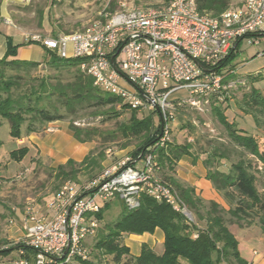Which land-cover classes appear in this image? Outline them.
<instances>
[{
    "label": "built area",
    "instance_id": "2783aa9c",
    "mask_svg": "<svg viewBox=\"0 0 264 264\" xmlns=\"http://www.w3.org/2000/svg\"><path fill=\"white\" fill-rule=\"evenodd\" d=\"M103 17L104 23L81 32L57 38L31 35L27 40L61 59H80L79 67L93 86L120 98L130 109L156 112L157 108L159 139L133 161L119 163L91 180L64 182L42 209L25 207L19 245L33 255L27 259L19 249V258L11 264L87 261L85 240L97 228L95 215L114 199L134 210L145 195L192 221L173 187L158 177L154 149L165 147L174 120L169 97L185 90L193 103L199 98L224 99L232 83H223L224 72L214 68L237 41L256 44L264 35V0H242L218 17L200 14L194 0H171L160 8L122 4L118 12Z\"/></svg>",
    "mask_w": 264,
    "mask_h": 264
},
{
    "label": "rangeland",
    "instance_id": "374dc122",
    "mask_svg": "<svg viewBox=\"0 0 264 264\" xmlns=\"http://www.w3.org/2000/svg\"><path fill=\"white\" fill-rule=\"evenodd\" d=\"M82 1L64 0L59 3L57 0H38V5H31L30 12L34 11L36 14L37 10L45 8L48 4L52 6L59 3L61 9H66L67 5H70L75 17H69V14H62L60 17L68 22L65 24V34H72L91 28L97 22L104 23L103 15H113L121 9L122 4L139 8L165 6L164 0H90V6L84 7L78 4ZM241 1L233 0V7L238 6ZM82 14L84 15L81 16ZM79 15L90 18L89 22L85 20L83 27L81 22H77L81 18ZM232 64L234 65L236 78L231 81L227 101L209 97L207 100L196 99L193 103V100L188 98L189 94L185 90H178L170 95L169 101H173L174 120L169 123L165 143L175 147L189 145L190 154L181 158L186 166L178 167L176 164L173 172L159 170V178L163 179L169 176L179 183L195 189L190 183L176 177V171H179L181 175H188L189 171L186 168L195 167L197 169L192 173L190 172L191 178L199 180L201 178L200 169L205 173L207 172L203 165L204 161L215 149L219 151L225 149L228 159L214 161L215 168L227 173L231 164L236 163L238 160L251 161L255 169L256 188L261 195H264V165L257 163L250 155L230 143L223 126L213 112L214 107H219L229 123H233L237 129L245 134L255 137L260 146L264 148V116L261 117V122L258 125L251 116L246 115L237 105L242 94L249 89V76L260 75L264 79V35L257 37L256 44H249L246 39L241 40ZM74 71V68L55 70L45 58L40 62L37 69L31 70L29 76L22 81L20 92L30 91L31 87H36L42 80L52 84L59 81L64 85L71 80ZM6 75H10V73L5 72V77ZM254 87L264 95V80L254 83ZM39 105L49 110H51V106L53 108L59 107L53 98L48 100L46 97L42 99ZM122 105L123 102L115 106L116 111L120 113L119 119L105 123L101 122L102 116H91L90 113L94 109L85 104L78 106L76 112L72 115H66L64 109H61L60 112L66 115L63 120L36 123L37 132L28 135L25 132L26 124H24L22 134L16 138L11 137L9 134V122L0 118V251L16 247L21 242L23 237L21 220L25 207L33 205L37 209H42L56 192L60 182L56 178L59 166L67 164L68 161L80 163L91 151H95V158H100L102 154L99 166L91 170V174L94 175L119 165V163L128 160L133 161L131 154L136 147V140L102 142L97 137L91 142L78 143L69 131L71 122L81 129H97L99 132L113 131L119 124L125 123L129 119L130 109H124ZM149 113L151 112L143 108L137 109L138 118H142ZM157 118L159 117H154L155 123ZM124 143H127V146L122 148L121 145ZM25 148L27 153L21 160H16L20 156L18 150L21 151ZM13 152L15 153L14 157L11 155ZM67 170L69 168H65L66 172ZM86 175L87 173L80 170L77 172L75 181H86L88 179ZM203 190L205 191L202 195L197 194L201 198L198 213L204 217L205 212L209 209V202L218 203L220 208L224 210L222 213L223 218L238 241V245L242 247L244 244L249 248V252L254 251L256 253L250 256L249 263L264 264V226L261 224L263 216L251 211L248 217H243L242 220L237 222L227 213L230 208L229 205L212 185L209 189ZM107 204L108 206L102 211L101 219L97 220L96 230L85 240V246L89 251L88 260L85 261L86 263L74 261L72 264H115L111 255L105 253L104 250L101 251L95 248L99 235L106 233L105 228L111 227L122 212V202L120 200L114 199ZM189 211L192 220L196 223V213ZM199 225L202 224L199 223ZM153 234H150L152 236H147V238L142 237L143 235L123 234L119 243L128 247L129 254L123 256L119 264H123L129 257H136L142 245H146L156 254H160L163 250L160 243L161 234L160 232H156V235ZM238 250H240L239 246ZM18 256L15 250L8 254H0V264H11L18 259ZM256 256V261L253 262Z\"/></svg>",
    "mask_w": 264,
    "mask_h": 264
},
{
    "label": "trees",
    "instance_id": "16d2710c",
    "mask_svg": "<svg viewBox=\"0 0 264 264\" xmlns=\"http://www.w3.org/2000/svg\"><path fill=\"white\" fill-rule=\"evenodd\" d=\"M170 1L164 0L165 6ZM194 1L200 14L211 17H218L225 10L233 7V0ZM239 44L240 40L236 42L235 48L230 50L229 54L214 68L218 73L224 72L223 83L231 82L236 78L232 60ZM15 53L16 47L12 46L8 40L6 53L0 59V118L9 122L11 137H19L24 124H26V135L35 133L37 132L36 123L63 120L67 114H74L77 107L84 104L94 109L90 113L91 116L103 117L101 122L119 119L120 113L116 111L115 106L121 104L122 100L96 89L91 78L81 71L80 59H61L53 53L47 54L46 61L55 70L75 69L71 80L64 85L59 81L52 84L42 80L36 87H31L30 91L20 92L22 81L29 76L31 70L37 69L40 63L20 61L15 58ZM5 72H9L10 75L5 77ZM262 80L264 79L260 75L249 76V89L242 94L240 102H237L239 109L251 116L258 125L261 122V117L264 116V95L254 87V83ZM44 97L48 100L53 98L59 107L51 106V110L41 107L39 104ZM227 98H229V93L227 97H224V101H227ZM122 107L130 109L124 103ZM61 109H64L66 115L60 112ZM213 112L223 126L230 143L250 155L257 163L264 165V148L260 146L258 140L237 129L233 123H229L219 107H214ZM156 116L158 117L156 112H151L138 118L137 110L130 109L128 121L119 124L113 131L99 132L97 129H81L74 126L72 122L69 125V131L78 143L91 142L97 137L102 142L136 140L137 144L131 155L132 159H137L140 155H144L148 148L154 147L159 139L160 121L157 118L158 122L156 120L155 123L154 117ZM121 146L125 148L127 143ZM189 149V145L175 147L169 144L154 149L159 170L173 172L177 162L190 154ZM18 151L20 156L16 160H21L27 150L25 148ZM94 152L91 151L80 163L68 161L67 164L59 166L56 178L60 182L57 189L66 181H75L77 172L80 170L87 173V180L97 177L99 174H91V170L99 166L102 154L100 158H95ZM11 155L14 157L15 153L13 152ZM220 159H228L225 149L222 151L215 149L203 165L207 171L205 179L229 205L227 213L238 222L243 217H248L251 211H255L263 216L261 224L264 226V195H261L256 188L255 169L251 161L240 159L231 164L229 171L225 173L216 169L213 163ZM65 168H69V170L66 172ZM163 180L173 187L187 210L196 213L197 222L202 225L193 220L189 221L182 214L174 212L168 204L142 195L137 209L127 210L122 203V212L119 218L111 227L105 228L106 233L99 235L95 244L97 250H104L105 253L112 256L115 264H119L122 257L129 254L128 247L119 243L123 234H153L158 230L163 235V250L160 254H156L146 245H142L139 255L129 257L123 264H250L240 256L238 241L227 227L222 215L224 210L218 203L210 201L209 209L203 217L198 213L201 198L192 187L183 185L169 176ZM107 206L108 204L95 215L97 220L101 219L102 211ZM19 249L23 251L24 257L27 259L33 255L28 247L21 245L1 250L0 254H8ZM79 262L86 263L85 261Z\"/></svg>",
    "mask_w": 264,
    "mask_h": 264
},
{
    "label": "crops",
    "instance_id": "0c3cea01",
    "mask_svg": "<svg viewBox=\"0 0 264 264\" xmlns=\"http://www.w3.org/2000/svg\"><path fill=\"white\" fill-rule=\"evenodd\" d=\"M59 3L64 0H57ZM38 0H0V59L4 57L7 50V41L10 40L12 46L16 47L15 58L20 61L25 62H37L40 63L43 61L47 54L52 53L47 49L43 48L39 44H31L27 37L31 35H38L45 38H57L59 36L68 35L65 34V19L61 18L62 14H69V17H75V13L71 10L70 5H67V8L61 9V5H46L45 8L37 10L35 14L34 11L30 12L31 5H38ZM90 0H83L78 3L81 6H90ZM99 14V13H98ZM82 14L81 16H83ZM79 15V17H81ZM89 22V17H81L77 22L83 23ZM8 21V22H7ZM83 27V26H82ZM71 50V48H69ZM54 54V53H53ZM55 55V54H54ZM43 57V58H42ZM178 167L186 166L185 162L179 161L177 163ZM199 168V167H198ZM189 171L188 175H181L179 171H176V177L182 179L195 187V193L203 194V189H209L211 184L205 179L206 173L200 169L199 180L191 178L190 172H194L197 168L188 167L186 168ZM155 231L153 235H156ZM161 240L160 243H163V235L160 232ZM152 236L150 234H143L142 237ZM239 246L240 256L249 262L250 256L253 252H249V248L243 244L242 247ZM127 247V246H126ZM18 255L19 251L15 250ZM140 252V251H139ZM139 255V254H138ZM136 255V256H138ZM19 258V256H18ZM254 257L253 262L256 261ZM8 264V263H3Z\"/></svg>",
    "mask_w": 264,
    "mask_h": 264
},
{
    "label": "water",
    "instance_id": "95a60500",
    "mask_svg": "<svg viewBox=\"0 0 264 264\" xmlns=\"http://www.w3.org/2000/svg\"><path fill=\"white\" fill-rule=\"evenodd\" d=\"M156 112L159 114L158 109L156 108Z\"/></svg>",
    "mask_w": 264,
    "mask_h": 264
}]
</instances>
